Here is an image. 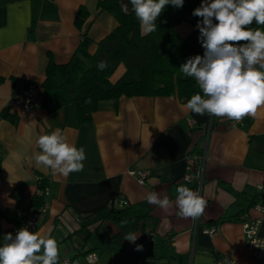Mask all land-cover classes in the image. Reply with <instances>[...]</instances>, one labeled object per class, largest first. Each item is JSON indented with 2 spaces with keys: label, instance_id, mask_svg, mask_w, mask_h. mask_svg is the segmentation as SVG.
<instances>
[{
  "label": "crops",
  "instance_id": "1",
  "mask_svg": "<svg viewBox=\"0 0 264 264\" xmlns=\"http://www.w3.org/2000/svg\"><path fill=\"white\" fill-rule=\"evenodd\" d=\"M99 1L0 0V241L19 223L17 210L29 206L46 180L49 209L40 217L37 233L57 241L59 258L81 257L92 249L100 264H219L224 255L238 264H264V258H254L246 248L240 223L244 214L260 217L253 205L264 197V106L234 124L226 117L195 114L175 95L121 96L116 102H99L91 119L79 123L71 88L68 106L51 113L41 105L25 111L12 102L16 92L30 86L38 87L42 98L50 59L68 62L84 36L92 41L93 52L115 29L117 20L98 9ZM122 3L132 12L129 0H119L120 8ZM79 7L88 11L81 28L74 22ZM174 30L184 38L193 25L182 21ZM124 71L118 65L111 81ZM57 128L85 149L82 171L54 175L35 164L38 137ZM188 150L205 155L195 167L203 170L200 192L194 181L183 179ZM142 170L149 174L144 183L136 177ZM178 186L205 201L198 218L177 215ZM149 192L167 195L169 211L149 204ZM119 200L128 204L120 206ZM113 208H126L133 222L117 224L104 217ZM210 228L216 230L213 235L207 233ZM129 233L138 235L134 243L125 239ZM260 233L264 235V219ZM94 237L97 244L91 242Z\"/></svg>",
  "mask_w": 264,
  "mask_h": 264
},
{
  "label": "clouds",
  "instance_id": "2",
  "mask_svg": "<svg viewBox=\"0 0 264 264\" xmlns=\"http://www.w3.org/2000/svg\"><path fill=\"white\" fill-rule=\"evenodd\" d=\"M142 34L156 30L157 18L166 6L182 7L184 0H129ZM121 11L129 13V4H121ZM194 16L201 17L196 28L200 33L203 56L196 55L180 66L186 77L195 79L202 90L184 105L198 115L209 114L236 121L255 115L264 106V30L250 27L254 22L264 26V0H202ZM214 20L216 21L214 23ZM100 61L97 68H107ZM39 152L34 153L35 164L52 174L68 176L83 170L86 152L71 144L59 128L39 136ZM177 215L198 218L204 212L205 201L199 193L178 186ZM149 204L168 212L172 202L157 192L146 195ZM138 235L125 236L135 242ZM0 246V264H59V247L54 238L41 237L28 227L20 228L13 237L4 236ZM142 246L137 245V250ZM64 264H68L67 261Z\"/></svg>",
  "mask_w": 264,
  "mask_h": 264
},
{
  "label": "trees",
  "instance_id": "3",
  "mask_svg": "<svg viewBox=\"0 0 264 264\" xmlns=\"http://www.w3.org/2000/svg\"><path fill=\"white\" fill-rule=\"evenodd\" d=\"M201 2L184 0L182 7L166 6L157 18L156 30L142 35L134 12H122L119 0H100L98 9L112 14L118 25L97 42L93 52H90L92 41L84 36L68 62L56 64L50 59L42 84L41 107L49 113L66 108L67 91L71 88L75 92L73 102L78 122L84 123L91 119L103 100L116 102L121 96L175 95L186 103L194 94L203 95L195 79L186 77L180 69L188 58L204 54L196 28L202 18L192 14ZM87 17L88 11L79 7L74 19L76 26L81 28ZM182 21L193 25L192 32L184 38L174 30L175 24ZM250 27L264 30V26L255 22ZM100 61H106L108 65L103 71L97 68ZM120 64L124 65L125 71L112 82L110 77ZM2 115L8 116L5 111ZM47 184L43 180L39 187ZM42 202L41 197L33 196L29 205L38 207ZM104 217L117 224L133 222L126 208L110 209ZM84 229L82 226L78 232Z\"/></svg>",
  "mask_w": 264,
  "mask_h": 264
},
{
  "label": "built area",
  "instance_id": "4",
  "mask_svg": "<svg viewBox=\"0 0 264 264\" xmlns=\"http://www.w3.org/2000/svg\"><path fill=\"white\" fill-rule=\"evenodd\" d=\"M14 105H17L24 109L25 111H34L40 106V93L36 86H30L29 88L16 92L12 99ZM234 124H241L242 120H234ZM191 126H194V121H189ZM205 155H200L198 153H193L190 150L187 151L186 159L188 160L186 171L183 179L187 182H195V187L198 192H200L203 183V170L196 169V164L203 161ZM148 171L142 170L136 173V177L140 183H144L148 178ZM41 181L38 178V183ZM262 194H264V187H261ZM42 198L43 202L40 206H28L26 208H20L17 210L16 215L19 219V223L14 224L9 233L16 235V232L23 227H28V229L34 233H37L39 226V219L44 215L49 209V201L51 197V188L47 184L44 187L38 186L37 195ZM128 203L123 200L118 201V205L124 206ZM255 211L260 214L258 218H251L248 214H244L240 218V223L243 229L245 237V246L251 253V255L256 258H264V235L260 233V223L264 219V197L259 203L253 205ZM215 228H210L207 233L213 235L215 233ZM152 233L147 234V238L151 239ZM5 241H0V246L3 245ZM67 261L68 264H100V256L95 250L85 251L81 257H70L64 256L59 258V264H64ZM219 264H238L234 259L228 255H224L218 260Z\"/></svg>",
  "mask_w": 264,
  "mask_h": 264
},
{
  "label": "rangeland",
  "instance_id": "5",
  "mask_svg": "<svg viewBox=\"0 0 264 264\" xmlns=\"http://www.w3.org/2000/svg\"><path fill=\"white\" fill-rule=\"evenodd\" d=\"M91 242H92V244H93V243H94V244H97V242H98V238H97V237H94V238L92 239ZM76 245L78 246V243H76ZM77 246H76V247H77ZM70 247H71V246H70ZM97 248H99L98 250H101L102 247H101V245H100V246L97 247ZM72 251H73V250H72ZM61 253H63V248H61L60 254H61Z\"/></svg>",
  "mask_w": 264,
  "mask_h": 264
}]
</instances>
